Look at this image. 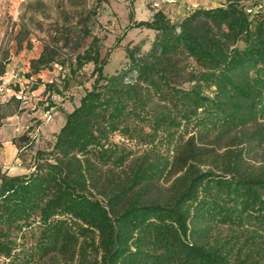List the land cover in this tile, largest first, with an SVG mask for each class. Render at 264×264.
<instances>
[{"label": "trees", "instance_id": "trees-1", "mask_svg": "<svg viewBox=\"0 0 264 264\" xmlns=\"http://www.w3.org/2000/svg\"><path fill=\"white\" fill-rule=\"evenodd\" d=\"M128 19L147 48L103 73L91 34L69 70L92 81L50 147L0 169V264H264V6ZM73 31L72 50L90 28Z\"/></svg>", "mask_w": 264, "mask_h": 264}, {"label": "rangeland", "instance_id": "rangeland-1", "mask_svg": "<svg viewBox=\"0 0 264 264\" xmlns=\"http://www.w3.org/2000/svg\"><path fill=\"white\" fill-rule=\"evenodd\" d=\"M254 8L264 0H243ZM224 0H0V169L8 174L26 172L36 149H47L63 122L64 113L77 104L90 86L92 63L71 72L73 56L81 52L91 34L99 38V56H105L103 73H111L126 60L125 47L144 50L153 31L129 23L148 19L160 8L172 21L197 6L211 7ZM77 21V23L75 22ZM86 24L72 50L73 25ZM46 45L49 60L30 64ZM49 55V56H48ZM71 68V67H70ZM49 83V86H46ZM202 168H205L202 167ZM169 180L160 178L149 196L164 199Z\"/></svg>", "mask_w": 264, "mask_h": 264}, {"label": "built area", "instance_id": "built-area-1", "mask_svg": "<svg viewBox=\"0 0 264 264\" xmlns=\"http://www.w3.org/2000/svg\"><path fill=\"white\" fill-rule=\"evenodd\" d=\"M168 1H173V0H168Z\"/></svg>", "mask_w": 264, "mask_h": 264}]
</instances>
